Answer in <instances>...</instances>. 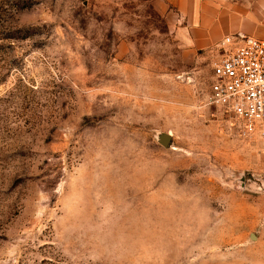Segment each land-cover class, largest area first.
<instances>
[{"label": "rangeland", "instance_id": "374dc122", "mask_svg": "<svg viewBox=\"0 0 264 264\" xmlns=\"http://www.w3.org/2000/svg\"><path fill=\"white\" fill-rule=\"evenodd\" d=\"M179 27L165 0H0V264H230L256 241L264 137L209 104L217 48Z\"/></svg>", "mask_w": 264, "mask_h": 264}, {"label": "crops", "instance_id": "0c3cea01", "mask_svg": "<svg viewBox=\"0 0 264 264\" xmlns=\"http://www.w3.org/2000/svg\"><path fill=\"white\" fill-rule=\"evenodd\" d=\"M192 50H213L238 34L264 39V0H165ZM230 264H264V223L251 243L243 239Z\"/></svg>", "mask_w": 264, "mask_h": 264}, {"label": "built area", "instance_id": "2783aa9c", "mask_svg": "<svg viewBox=\"0 0 264 264\" xmlns=\"http://www.w3.org/2000/svg\"><path fill=\"white\" fill-rule=\"evenodd\" d=\"M216 48L209 104L233 115L242 138L264 137V39L238 34Z\"/></svg>", "mask_w": 264, "mask_h": 264}, {"label": "water", "instance_id": "95a60500", "mask_svg": "<svg viewBox=\"0 0 264 264\" xmlns=\"http://www.w3.org/2000/svg\"><path fill=\"white\" fill-rule=\"evenodd\" d=\"M171 141L172 136L170 134H164L159 139V142L165 147H169L171 145Z\"/></svg>", "mask_w": 264, "mask_h": 264}]
</instances>
